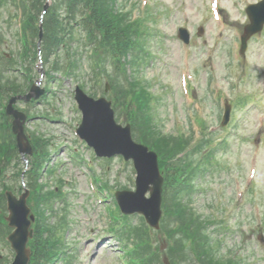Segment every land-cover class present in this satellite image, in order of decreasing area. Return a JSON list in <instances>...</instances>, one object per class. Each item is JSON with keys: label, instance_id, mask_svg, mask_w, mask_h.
I'll return each mask as SVG.
<instances>
[{"label": "rangeland", "instance_id": "obj_1", "mask_svg": "<svg viewBox=\"0 0 264 264\" xmlns=\"http://www.w3.org/2000/svg\"><path fill=\"white\" fill-rule=\"evenodd\" d=\"M121 1L135 6L136 14L140 16L144 14L141 4L147 3L146 6L150 5V10L156 12L157 21L150 27L158 31V36L150 42L153 56L139 68V75L150 83V90L157 97L153 108L163 132H188L191 129L188 127L191 124L190 115L202 116L213 130L218 128L223 113V100L220 102L214 98L212 89L215 84L226 87L227 90L233 85L234 91L231 89L230 93L228 90L232 99L238 90L259 92L256 103L246 104L240 109L236 107L231 112L233 121H229L232 125L226 150L220 149L217 152L219 156L216 168L195 180L197 189L192 193L190 201L198 212L212 214L218 223L221 221L225 225V229L215 232L220 239L221 257L235 259L237 255L246 264H264V241L259 240L260 233L264 239V126L261 128L264 124V31L251 40L245 60L234 58L238 50L239 31L248 21L245 7L255 0H136L134 5H131L134 0ZM13 12L10 3L5 8L0 5L1 42L4 51L7 54L12 52V55L17 54L23 44L16 37L18 21L9 16ZM180 26H185L190 31L187 46L183 45L177 35ZM198 27H202V31L198 32ZM154 31L151 32L155 33ZM232 57L239 62L238 67L233 70L232 64L227 65L228 59ZM20 62L17 60L15 68L6 74H15L19 77L18 80L34 79L32 83L38 78L36 76L40 73V68L49 67L48 63H44L43 54L39 50L36 57L31 53L25 60L29 67L27 72L21 69L24 62ZM81 66L86 64L83 62ZM189 68L191 74L187 73V81L189 82L192 73L194 75L192 83L184 89L180 76ZM81 71L84 76L80 77L82 80L69 76L60 77L59 81L50 82L52 91L47 99L37 103L19 102L17 106L28 109L35 116L26 122L29 131L38 130L39 134L49 135L53 138L51 140H55L56 146L51 158L58 165L54 173L45 177H50L48 182L52 186L58 182L57 177H61L65 182L63 189L68 190L65 201L70 205V224L63 231V239L65 245L68 244L72 253L76 254L74 264H119L115 260L120 252L118 243L106 229L107 220L101 216L105 202L96 200L98 197L110 196L112 188L101 187L91 196L92 187L88 183V175L92 176L93 172L83 158L86 161L92 159L93 165L94 153L77 138L75 132L81 117L73 97L75 85L78 81H83L87 85V91H91L90 86L93 83L98 86L97 82L100 81L103 88L107 77L98 71ZM229 73L232 78L236 77L235 81L232 80L234 84L230 82ZM98 87L101 90V85ZM197 100L201 102V106L192 105ZM238 100L243 102L244 97L238 96ZM46 111L55 118L39 116L40 112ZM196 129L194 131L198 136L201 132ZM223 133L225 132H221ZM73 149L78 153H74ZM104 160L100 159L102 165L96 162L95 166L99 167L95 168V175L101 176L107 172L109 185L134 187V168L130 161H124L119 156ZM18 167L26 169L27 166L20 160L15 169ZM12 170L10 168V179H13ZM98 181L102 183V179L98 178ZM12 182L17 187V179ZM106 206L108 219L111 220L118 214V210L111 209V204ZM137 215L139 214L133 213L131 221L138 222ZM210 232H214L213 228H210ZM157 242L159 245H166V240L161 235ZM0 252L10 257L9 247L2 242ZM55 264H62V261L57 260Z\"/></svg>", "mask_w": 264, "mask_h": 264}, {"label": "trees", "instance_id": "obj_2", "mask_svg": "<svg viewBox=\"0 0 264 264\" xmlns=\"http://www.w3.org/2000/svg\"><path fill=\"white\" fill-rule=\"evenodd\" d=\"M45 0H0V4H13L14 10H21V28L25 40L24 52L35 47L38 36L39 14ZM141 21L127 20V13L121 8L118 0H52L42 17V39L41 47L43 54L50 57L51 54H62L65 58V65L69 67L77 63L81 55L91 49V59H96L98 64H102L105 68L107 58L113 61L115 66L124 67L127 63L130 66L137 65L144 54L145 42L147 36L145 32L140 30ZM77 30V31H76ZM84 49V50H83ZM3 56L0 51V59ZM60 56L57 55L54 60V68H58ZM58 70H61L58 69ZM106 70V68H105ZM67 71H65L66 73ZM119 79L118 90L120 100L128 109L132 103L130 98V88L132 93L136 95L135 101L138 105L130 115L142 118L146 124V141H150L159 154V166L164 172V191L168 193L169 205L174 207V211L180 219L179 227L176 231L168 229V236L175 244L169 245L168 253L173 263H176L174 253H176L175 245L185 244L186 240H192L193 244L200 245L204 253V257L212 264H223L221 262H212L209 257V251L205 242L207 238L199 234V227L192 228V216L188 213L182 203L179 201L181 192L185 190V180L194 172L199 165L192 164L193 153L186 151L183 156H177L178 153L184 151L187 147V141L181 136H157L152 129V119L147 111L146 115L140 116L139 111H145V102H147L149 94L143 88L136 89L135 81ZM123 82H127L130 88L123 86ZM2 93H6L9 89L3 87ZM15 89L10 92L21 91ZM8 94V92H7ZM118 97V98H119ZM121 103V104H122ZM3 122L0 124V132L3 131V138L0 140V163L3 160L12 158L16 153L14 140L9 128V121L6 115H3ZM34 153L31 163L33 167L26 178L27 186L34 192L36 206L40 208L45 201L46 193H42V185L38 184L37 179L42 170L43 163L47 155L45 142L34 141ZM0 165V177L2 169ZM42 193V194H41ZM47 199L49 196L46 197ZM2 193L0 192V201ZM128 230V229H127ZM137 234H143L145 239L141 242L139 250H149L151 255L147 257V262L159 256L157 247L151 244L149 232L144 227L132 228ZM194 230V231H193ZM195 232V233H194ZM187 238V239H186ZM150 241V242H149ZM50 243V239L40 238L36 235L33 240V254L30 264H48L49 259L53 256L51 248H46V244ZM152 245L153 248L152 249ZM48 254V255H47ZM47 256V257H46Z\"/></svg>", "mask_w": 264, "mask_h": 264}, {"label": "water", "instance_id": "obj_3", "mask_svg": "<svg viewBox=\"0 0 264 264\" xmlns=\"http://www.w3.org/2000/svg\"><path fill=\"white\" fill-rule=\"evenodd\" d=\"M252 25L247 29L244 38L249 33L258 30L264 22L263 1L248 10ZM42 92L36 86L24 94L12 96L6 106V111L12 113V130L16 133L17 146L20 151L31 152V146L23 132L22 122L26 115L13 108L12 102L17 98L30 99L31 96H38ZM75 99L82 111V121L77 128L79 135L92 145L96 152L101 155L122 153L125 158H133L137 168L136 190L117 191L116 197L120 206L125 212L140 211L153 225H157L160 215V192L162 177L159 174L156 155L148 151L147 147L141 146L132 141L129 127H122L114 120L113 110L110 101L104 97L94 99L85 94L80 88H76ZM227 113L225 114V118ZM152 184V186H150ZM150 189V197H145V192ZM8 208L10 209L9 219L11 224L16 226L13 233L9 235L16 248V257L13 264H26L28 256L24 248V242L30 232L27 231L29 220L27 219L28 208L25 204L27 193H23L18 199L7 193ZM166 264L168 262L166 261Z\"/></svg>", "mask_w": 264, "mask_h": 264}]
</instances>
